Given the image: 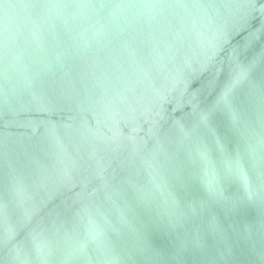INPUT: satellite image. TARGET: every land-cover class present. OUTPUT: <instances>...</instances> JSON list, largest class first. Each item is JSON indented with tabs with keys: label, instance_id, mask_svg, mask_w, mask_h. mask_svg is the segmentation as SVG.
Instances as JSON below:
<instances>
[{
	"label": "water",
	"instance_id": "obj_1",
	"mask_svg": "<svg viewBox=\"0 0 264 264\" xmlns=\"http://www.w3.org/2000/svg\"><path fill=\"white\" fill-rule=\"evenodd\" d=\"M0 264H264V0H0Z\"/></svg>",
	"mask_w": 264,
	"mask_h": 264
}]
</instances>
